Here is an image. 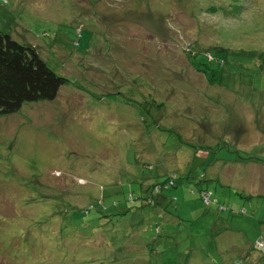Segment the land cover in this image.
Wrapping results in <instances>:
<instances>
[{"label": "rangeland", "instance_id": "1", "mask_svg": "<svg viewBox=\"0 0 264 264\" xmlns=\"http://www.w3.org/2000/svg\"><path fill=\"white\" fill-rule=\"evenodd\" d=\"M0 33L68 81L0 116V264H264V0H0Z\"/></svg>", "mask_w": 264, "mask_h": 264}, {"label": "trees", "instance_id": "2", "mask_svg": "<svg viewBox=\"0 0 264 264\" xmlns=\"http://www.w3.org/2000/svg\"><path fill=\"white\" fill-rule=\"evenodd\" d=\"M223 62L217 61V64L224 65ZM67 82L46 65L32 46L19 44L10 35L0 33V116L18 112L24 103L53 100L59 88ZM214 161L217 162L218 159ZM237 162L235 158L232 160V163ZM175 177L170 173L162 183L145 187L144 193L147 196L143 200L147 204L161 205L166 199L161 191L176 188ZM208 181L202 176L197 184ZM198 194L204 204H217L216 200H211L208 189L200 188ZM136 198L142 200L139 195ZM257 244L260 248L264 247L262 240H258Z\"/></svg>", "mask_w": 264, "mask_h": 264}, {"label": "crops", "instance_id": "3", "mask_svg": "<svg viewBox=\"0 0 264 264\" xmlns=\"http://www.w3.org/2000/svg\"><path fill=\"white\" fill-rule=\"evenodd\" d=\"M217 162H224L223 160H218ZM217 162H213V164H217ZM249 163H252V162H249ZM227 164H232L233 165V163H227ZM253 164V163H252ZM212 165V164H211ZM244 166H246L245 167V170L246 169H248L249 167H251L249 170H255V169H257V171H258V167L256 166V165H252V166H250L248 163L246 164V165H244ZM253 168H255V169H253ZM247 178H248V176H247ZM218 179H219V177L218 178H215V179H212V180H214V181H218ZM258 183V182H257ZM257 183H256V185H257ZM223 186V185H222ZM227 186H233V187H235V185H233V184H229L228 183V185L227 184H225L224 185V187H227ZM254 187H252V189H253ZM236 189V188H235ZM263 229H264V227H263ZM227 230H230L229 228H227ZM230 232H232V230H230ZM224 234V233H223ZM221 236H222V234H221ZM262 244H263V242H262ZM264 245V244H263ZM264 248V247H263Z\"/></svg>", "mask_w": 264, "mask_h": 264}]
</instances>
